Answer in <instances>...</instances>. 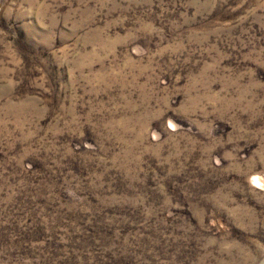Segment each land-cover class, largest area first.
Masks as SVG:
<instances>
[{
  "label": "rangeland",
  "instance_id": "rangeland-1",
  "mask_svg": "<svg viewBox=\"0 0 264 264\" xmlns=\"http://www.w3.org/2000/svg\"><path fill=\"white\" fill-rule=\"evenodd\" d=\"M0 264H264V0H0Z\"/></svg>",
  "mask_w": 264,
  "mask_h": 264
}]
</instances>
